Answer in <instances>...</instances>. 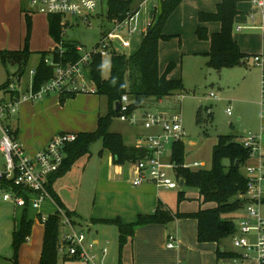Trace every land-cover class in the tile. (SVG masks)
I'll use <instances>...</instances> for the list:
<instances>
[{
  "label": "rangeland",
  "instance_id": "374dc122",
  "mask_svg": "<svg viewBox=\"0 0 264 264\" xmlns=\"http://www.w3.org/2000/svg\"><path fill=\"white\" fill-rule=\"evenodd\" d=\"M144 0H138L136 7L141 6ZM160 0H147L139 7L141 12V23L147 27L152 19L154 6L159 9ZM6 0H0V101L3 98H10V92L3 89L6 82L13 84L15 88L24 93L32 84V72L36 69L41 60V53H31L27 63L2 62L1 52L10 50L8 46H21L13 50L25 49L27 37L26 17L20 16L13 8L8 9ZM217 0H182L178 7L169 16L164 27V33L169 38L161 40L159 52L160 71L164 72L170 62L175 66L169 73L170 78L181 79L185 90L174 91L171 95L159 100L151 97L143 101L140 108L136 110L139 118H142L146 112H180L183 118L185 131L184 141L185 164L193 166L194 162H202L205 167L200 169H209L212 165V152L219 135L236 134L239 137L248 135L249 132L259 133L264 126V119L261 117L260 100V71L261 67L253 61V56L264 52V29L257 27L260 24V17L251 19L252 5L249 2H238L244 4L246 9L240 11L235 16L233 24V38L238 42L241 50L250 55L246 65H235L229 67H217L210 61L209 52L211 42L200 39L197 35L199 25L198 12L206 10L216 11ZM23 5L30 13L32 28L28 43L30 51H46L45 45L49 35L47 29L46 15H40L30 11V4L24 0ZM107 0H104L99 8L101 16H96L86 24L80 16L68 15L69 25L65 27L63 37L67 41L78 42L84 46V49L91 50L100 40L102 29L109 26L106 18ZM13 13H18L16 17ZM66 18H64L65 21ZM245 24V25H241ZM209 33L220 31L221 24L218 21L210 22L208 25ZM241 29H240V28ZM142 36L137 34L129 38V47L125 48L123 53L130 57L136 53L140 47ZM1 46H5L1 48ZM48 50V49H47ZM102 75L108 78L111 74V55L103 58ZM24 71L20 76L21 71ZM20 78V79H19ZM10 79H12L10 81ZM11 90V89H10ZM214 93L217 98H212ZM26 107L24 112L23 109ZM201 108V124L197 123V112ZM231 108V114L227 109ZM99 111L104 114L107 111V97L91 92L68 93L62 95L57 92L45 94L36 101L20 102L18 109L14 112L12 120L18 122L21 128L19 141L26 147H30L34 142L51 134L52 136L61 132H72L77 128L96 130L97 118L94 112ZM21 113V116H20ZM111 130L121 132L126 138L134 137L136 134L147 136L149 131L140 124H132L121 116L113 118ZM150 134V133H149ZM51 136V137H52ZM50 137V138H51ZM264 141V133H263ZM127 142L133 143L132 140ZM103 148L101 139H97L91 144L92 157L87 165L85 179L93 180L94 171L92 166L95 162L101 161L100 151ZM171 157V148L166 151L164 160ZM264 163V158L262 159ZM0 163L4 164V159L0 153ZM225 165H229L228 159L224 160ZM198 169V168H191ZM167 172L175 177L173 167H167ZM245 173V169H242ZM86 182V183H87ZM95 184L83 186L82 188V212L84 219L75 227L78 232H86L90 229L88 243L93 242V237L100 239V245L95 244L93 250L96 256V264H119L118 258V225L114 223L92 222L89 218L94 201L92 187ZM166 190V188L161 187ZM186 191V199L178 202L177 194L179 191ZM172 194V201L175 211L194 210L198 207V191L194 187H179L177 189L167 190ZM5 190L0 188V252L3 256L11 253L9 258H13L14 249L11 245L12 230L14 223L18 222L20 217L15 218L16 212L13 202H4L3 195ZM264 212V204H262ZM245 209V208H244ZM244 209L235 213V221L241 218ZM33 211V210H32ZM182 212V211H180ZM30 215H33L30 212ZM175 229V225H174ZM173 229V230H174ZM175 231V230H174ZM8 232V239H7ZM189 237V232L183 231V236ZM182 236V233H181ZM235 235L223 240V245L227 250H236L234 244ZM168 239L166 240L167 243ZM59 255L58 264H88L83 259L74 258L63 262L64 252L68 250L66 246L62 247L61 236L59 237ZM166 243L159 240L160 253L164 257L175 259L177 264H223L214 260V253L209 250H193L190 243L183 249L181 258H178L177 249L168 250ZM204 249V248H203ZM21 250V249H20ZM105 250V252H104ZM20 254V251H19ZM251 252V257L254 255ZM123 259V254H122ZM225 264H236L232 259H225ZM123 262V261H122ZM248 260H243V264H248Z\"/></svg>",
  "mask_w": 264,
  "mask_h": 264
},
{
  "label": "trees",
  "instance_id": "16d2710c",
  "mask_svg": "<svg viewBox=\"0 0 264 264\" xmlns=\"http://www.w3.org/2000/svg\"><path fill=\"white\" fill-rule=\"evenodd\" d=\"M22 1V11L25 13L27 21V37L25 49L5 50L1 52L2 62L27 63L32 51L28 48L32 22L30 13L26 11L24 0ZM28 2V0H26ZM137 0H107V20L123 18L128 13H135L139 10L136 7ZM182 0H160L159 9L154 7L150 25L143 35L140 47L136 53L127 57L124 53H114L111 56V74L108 78L102 75V57H95L89 72V78L95 85V94L107 97L108 109L105 114H100L95 131H84L74 133L75 138L65 146V159L61 169L53 173L47 185L50 195L55 199L61 209L65 208L60 197L53 191V181L64 175L71 169L74 163L83 156L91 155V144L97 139L103 142L101 151L108 149L114 162L124 163L126 161L136 162L143 158L147 150L127 145L122 134L111 130L113 118L121 116L120 110H116V102L122 95L128 94L132 100L130 112L137 110L143 101L151 97L159 100L171 95L174 91L185 90L181 79L169 77L170 71L175 66L170 62L165 71H160L159 66V45L161 40L169 38L164 33V27L171 13L178 7ZM236 1L218 0L215 12L200 11L198 13L199 25L197 35L200 39L209 40L211 49L209 52L210 61L217 67H229L235 65H246L250 55L241 50L238 42L233 38V24L235 16L238 14ZM49 32L56 42V47L51 51L41 52V60L38 63L32 80V89L36 92L54 76V67L46 62L47 58L65 63L76 62L81 56L77 50L78 42L67 41L63 34L69 22H64L63 16L59 14L48 15ZM218 21L221 29L218 32L209 33L206 23ZM102 29V27L100 26ZM59 45L64 52L60 55ZM24 71L22 70L20 76ZM20 79V78H19ZM12 79H10L11 81ZM9 82H6L3 89L10 92L12 100L19 97L18 91L10 90ZM17 90V89H16ZM68 93H62L65 95ZM201 108L197 112V123L201 124ZM17 135V131H14ZM101 153V152H100ZM172 160L176 164V177L184 181V186L198 189L201 205L212 204L211 207H202L194 212H173L163 203H159L157 209L148 214H140L133 222H124L121 218L111 220H95V222L114 223L118 225V258L119 264L122 262V254L125 245L134 236L137 228L149 224H168L175 219L192 218L197 221V239L200 243L220 244L224 239L234 235L238 228L235 221V213L244 209L249 203L245 194L247 192L249 179L242 172L243 166L249 162L250 150L246 148L236 134L219 135L212 152V165L209 169H191L185 166V144L183 140L175 141L172 145ZM228 159L230 164H224ZM0 188L2 190L14 191L26 197L19 186L14 181L0 178ZM27 199V197H26ZM186 199V191L178 192V201ZM264 203V200H263ZM30 204L28 203L26 207ZM27 209V208H26ZM67 216L71 219L74 213L67 211ZM73 222V221H72ZM45 235L40 264H58L59 237L61 227L60 211L49 215L45 221ZM33 221L28 220L25 212L21 226L13 232V264L19 263V251L21 245L25 243L32 232ZM217 260L242 259V253L237 251L222 249L218 247L216 252ZM74 259V258H73Z\"/></svg>",
  "mask_w": 264,
  "mask_h": 264
},
{
  "label": "built area",
  "instance_id": "2783aa9c",
  "mask_svg": "<svg viewBox=\"0 0 264 264\" xmlns=\"http://www.w3.org/2000/svg\"><path fill=\"white\" fill-rule=\"evenodd\" d=\"M104 0H28L30 11L33 13H43L46 15L59 14L67 20L68 15L80 16L86 24L96 16H101L99 8ZM146 1V0H145ZM141 4L140 7L145 3ZM249 2L255 11L251 14V19L260 17V24L257 26L264 29V0H229ZM141 13H128L123 18L108 20L109 26L102 27V34L99 42L91 50L84 49L83 45H78L77 50L81 53L76 62L63 63L47 58L46 62L54 67V76L46 82L39 91L32 89V84L28 90L14 100L0 101V153L3 156L4 164L0 163V178L14 181L16 186L21 188L27 197L10 190L3 195L5 200L13 201L17 206L26 207L29 203L36 208L50 197L47 185L53 173L58 172L65 159V146L75 138L73 133H58L54 135L46 146L40 148L35 154L29 153L24 145L15 135V129L9 124L14 112L18 109V103L26 101H36L45 94L57 93H96L97 89L91 79L89 72L95 57L104 58L114 53H123L129 47V38L140 34L142 37L146 33L147 27L141 23ZM240 28V27H239ZM241 29V28H240ZM60 55L64 52L61 45L58 47ZM250 59V58H249ZM253 61L262 69L260 107L261 117L264 119V53L253 56ZM35 71V70H34ZM32 72V75L34 74ZM12 91H16L15 86H10ZM212 98H217L211 93ZM121 117L129 120L132 124L141 123L146 129L157 128L158 132L149 134L140 139L138 147L146 149L147 153L143 158L138 159L135 164L138 168V175L133 180V184L139 186L145 182H152L158 187L167 189H177L181 187L180 179L173 178L166 170L167 167L176 168L172 158L165 161L164 157L168 148L172 149L175 141L183 140L185 136L183 118L180 112H146L139 118L136 110L130 112L132 100L128 94L122 95ZM231 114V108L227 109ZM264 127L259 133L249 132L242 136L240 142L250 150L249 162L243 166L245 175L249 179V184L245 197L249 203L245 205L246 215L236 221L238 228L234 234V244L236 248L243 249V259H249L251 252L255 253L259 264H264V212L262 208L264 200ZM189 168H201L202 162H194ZM47 217L42 216V221ZM64 225L70 226V231L60 234L62 246L68 248L66 254L72 258H79L88 264H96V256L93 253L95 244L88 243V232H78L72 226L68 217L64 219ZM175 237L171 236L168 247L175 246ZM105 252V250H104ZM242 264V263H239Z\"/></svg>",
  "mask_w": 264,
  "mask_h": 264
},
{
  "label": "crops",
  "instance_id": "0c3cea01",
  "mask_svg": "<svg viewBox=\"0 0 264 264\" xmlns=\"http://www.w3.org/2000/svg\"><path fill=\"white\" fill-rule=\"evenodd\" d=\"M240 2H245V1H240ZM4 4H6L8 9L13 8L16 12L19 11L20 12L19 14L22 18L23 16H25V13L22 11L21 0H6V3ZM216 7H217V3H216ZM237 7L242 12L243 10L246 9L244 4L241 5L237 4ZM201 11H206V10H201ZM252 11L253 12L255 11L254 7H252ZM17 14L18 13H13L15 17ZM37 14L46 15L43 13H37ZM46 21H47V29L49 35L46 38L47 43L45 45V48H42L41 50L46 49V51H51L56 47V42L51 37L49 32L48 15H46ZM66 21L70 23L69 20ZM209 23H206L205 26L208 27L207 25ZM241 25H245V24H241ZM19 46H21V42L18 43V46L12 45L8 47L11 48L10 50H13V48H17ZM4 47L5 46H1V48ZM159 49H160V45H159ZM41 52L44 51H40V49H38L37 51H32V53H41ZM260 73H261L260 74V81H261L262 69ZM19 94L21 95L22 93L19 92ZM9 95L11 96V94ZM3 99L7 101L12 100L11 97L8 99L7 98H3ZM107 109H108V103H107ZM25 110L26 107H24L22 112H24ZM94 113L98 121V116L102 113L99 111V109ZM8 122L17 131V135L20 138L21 128L19 127L18 122H16V120H12V118ZM138 124L142 125L141 123ZM148 130L149 131L146 133V135H149V133L154 134L158 132L157 128H152ZM84 131H95V130L77 128V130L72 132H61V133L74 134ZM118 133L122 134L121 132ZM142 135L136 134L134 137L131 138H126L123 135V137L125 138V142L127 145L138 147L140 139L144 137ZM51 136H52L51 134L45 136L44 138L34 142L29 148L26 146L24 147L29 153L35 154L40 148L47 145L49 140L53 137ZM127 139L132 140L133 143L127 142ZM183 142L186 148V142L184 141V139ZM100 152H101L100 155H102L100 157L101 161L95 162L94 165L92 166V169L95 174L93 180L89 179V181L87 182V179H85L86 168L93 155L91 151V155L81 157L79 160H77L74 163V165L71 167L69 171H67L64 175L57 177L53 181L52 184L53 191L56 192L57 195L60 197L65 208L61 209V207L58 205V203L51 195L41 204L39 208H36L33 205H29L28 207H20L17 206L13 201H11L13 202V205L15 207V212H16L15 218L17 219L18 216L20 217L19 223L18 222L14 223V228L12 230L11 245L13 242V232L20 228L21 221L25 212L27 213L28 220L33 221L31 235L29 236L28 240L21 245L20 248L21 249L19 254L20 264H40L44 235H45V225L41 219L42 216L48 217L49 215L60 211L61 214L60 234H62L63 232H68L71 229L69 225H64V219L68 217L66 215L67 214L66 212L70 211L74 213V216L72 217L73 222L69 217L68 218L70 219L72 226L74 228L78 227V225L84 219L83 217L84 214L82 212V208L84 209V207L81 197L83 186L95 184V186L92 187L94 193V201L91 209V214L89 216L92 222H94L95 220H111V219H116L118 217L121 218L124 222H133L137 219V217L140 214H148L155 211L159 203H163L169 210L176 212L172 208L174 207L173 202L175 200L172 201L171 200L173 198L172 194L167 192V190H171V189L166 188V190H163L161 189V187L156 186L152 182H145L139 186L134 185L133 180L138 175V168L135 162L126 161L124 163L117 164L114 162V157L108 149H105ZM171 154H172V149H171ZM171 158L172 155L170 159ZM203 167H205V164ZM181 187H185L184 184ZM3 200L4 202L10 201V200H5L4 198ZM176 200L178 201V194ZM197 200H198V207L196 209L192 211L190 210L188 211V210H184L185 208H182L179 209V211L182 212L197 211L200 208V206H202L200 203L199 191H198ZM211 206L212 204H205L202 207H211ZM244 211L245 212H243L242 216L246 215V210L244 209ZM30 212H32L33 215H30ZM174 225H175V229H174ZM184 230L185 232L187 231L189 232V237H187L186 235L183 236ZM86 232H88V235L90 236L89 228L87 229ZM171 236L175 237L176 239L174 247H168V242ZM7 239H8V232H7ZM160 239L164 241V244L168 239L166 243V248L168 250L177 249L179 259L182 256L183 249L188 247V242H189L190 243L189 245L192 246L191 248L193 250L200 249V250L212 251L214 253V260L217 263L222 261L223 264H225V262H227V260L225 259L218 261L216 256L218 247H221L224 250L226 249V247L223 245V241L220 244L211 243V242L200 243L197 239V221L192 218H180V219H175L174 221L168 224H149L137 228L134 236L125 245L123 249V259H122L123 264H177L175 262V259L162 256L159 249ZM93 243L100 245V239L97 236H94ZM235 251L239 253L244 252L243 249H239V248L236 249ZM66 252H64L63 255V262L69 259H73L72 257L67 256ZM8 255L11 256V253L8 252L7 256H3L2 252H0V264H13V258H9ZM232 260L236 264L242 263L243 260H248L249 261L248 264H259L255 254L249 259L242 258V259H232Z\"/></svg>",
  "mask_w": 264,
  "mask_h": 264
},
{
  "label": "water",
  "instance_id": "95a60500",
  "mask_svg": "<svg viewBox=\"0 0 264 264\" xmlns=\"http://www.w3.org/2000/svg\"><path fill=\"white\" fill-rule=\"evenodd\" d=\"M120 107H121V103H120V101H117L116 102V110L117 111L120 110ZM180 184H181V186L184 184V181L182 179L180 180Z\"/></svg>",
  "mask_w": 264,
  "mask_h": 264
}]
</instances>
